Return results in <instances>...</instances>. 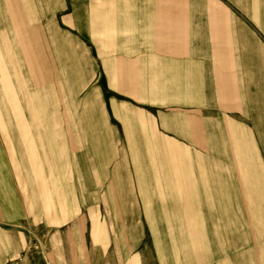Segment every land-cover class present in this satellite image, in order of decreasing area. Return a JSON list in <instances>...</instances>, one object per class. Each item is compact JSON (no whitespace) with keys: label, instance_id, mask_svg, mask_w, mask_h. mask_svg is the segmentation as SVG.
<instances>
[{"label":"crops","instance_id":"0c3cea01","mask_svg":"<svg viewBox=\"0 0 264 264\" xmlns=\"http://www.w3.org/2000/svg\"><path fill=\"white\" fill-rule=\"evenodd\" d=\"M19 256L264 264V0H0V264Z\"/></svg>","mask_w":264,"mask_h":264},{"label":"rangeland","instance_id":"374dc122","mask_svg":"<svg viewBox=\"0 0 264 264\" xmlns=\"http://www.w3.org/2000/svg\"><path fill=\"white\" fill-rule=\"evenodd\" d=\"M30 224L32 225L31 227H28V229L33 232V234L37 235L36 237H38L39 240H41L40 238V232H38V230H41L42 224L41 223H32L30 222Z\"/></svg>","mask_w":264,"mask_h":264},{"label":"built area","instance_id":"2783aa9c","mask_svg":"<svg viewBox=\"0 0 264 264\" xmlns=\"http://www.w3.org/2000/svg\"><path fill=\"white\" fill-rule=\"evenodd\" d=\"M10 264H28L26 261L23 260L22 256H19L16 261H12ZM40 264H53V262L49 259L44 260Z\"/></svg>","mask_w":264,"mask_h":264}]
</instances>
